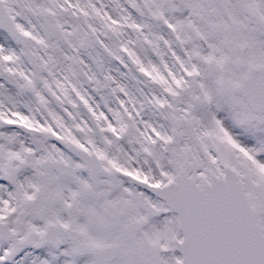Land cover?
Listing matches in <instances>:
<instances>
[{
    "label": "snow or ice",
    "instance_id": "6c2138e0",
    "mask_svg": "<svg viewBox=\"0 0 264 264\" xmlns=\"http://www.w3.org/2000/svg\"><path fill=\"white\" fill-rule=\"evenodd\" d=\"M0 264H264V0H0Z\"/></svg>",
    "mask_w": 264,
    "mask_h": 264
}]
</instances>
